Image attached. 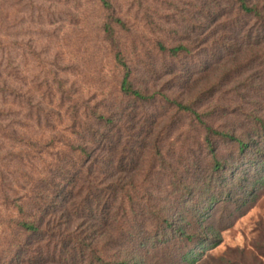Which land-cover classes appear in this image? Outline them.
Instances as JSON below:
<instances>
[{
    "label": "rangeland",
    "instance_id": "1",
    "mask_svg": "<svg viewBox=\"0 0 264 264\" xmlns=\"http://www.w3.org/2000/svg\"><path fill=\"white\" fill-rule=\"evenodd\" d=\"M110 1L125 24L113 26L114 40L105 34L102 0H0V264L9 259L13 240L16 214L4 195L11 187L18 198L28 196L68 157L77 222L100 219L93 202L103 201V189L113 182L132 192L128 199L119 192L116 205L129 199L142 208L150 201L177 202L173 172L208 160L199 148L202 132L161 97L197 90L206 94L204 104L226 108L234 106L236 88L264 90L263 38L254 22L232 14L230 0ZM180 46L190 54L173 57L161 49ZM116 51L134 88L158 95V102L121 100ZM112 110L122 114L123 129L107 137L106 148L85 131L93 113ZM85 143L90 159L82 162L68 146ZM232 152L220 143L222 158L229 160ZM87 201L92 212L75 209ZM212 224L220 242L198 264H264V195L244 216L218 206ZM185 250L170 241L152 250L150 260L178 264Z\"/></svg>",
    "mask_w": 264,
    "mask_h": 264
},
{
    "label": "trees",
    "instance_id": "2",
    "mask_svg": "<svg viewBox=\"0 0 264 264\" xmlns=\"http://www.w3.org/2000/svg\"><path fill=\"white\" fill-rule=\"evenodd\" d=\"M230 2L232 14L254 22L257 36L264 41V0ZM102 4L108 14L106 37L114 40L113 26L124 28L125 24L115 17L110 0H102ZM161 49L173 57L190 54L184 46ZM114 63L123 74L121 100L138 104L159 101L158 95H144L134 88L130 69L119 51L115 52ZM196 91L190 89L181 98L161 97V102L190 117L193 128L202 132L199 148L208 160L204 165L191 163L183 174L173 172L171 187L180 196L177 202L150 201L142 208L129 199L126 206L116 205L119 192L127 199L132 192L113 182L103 189L105 201L93 202L101 213L100 219L89 222L80 218L77 222L68 190L70 170L65 164L72 159L66 157L55 172H50L51 178H43L41 187L34 188L28 196L18 198L12 187L4 193L16 214L11 217L13 240L4 264H155L150 260L152 250L170 241L186 248L178 264H198L204 254L216 248L220 236L212 224L215 209L221 206L244 216L264 195V90L242 92L236 88L234 106L226 108L204 104L206 94ZM90 117L93 125L86 127L85 134L93 140L99 138L107 148V137L123 129L122 114L112 110L106 114L95 112ZM1 128L0 134L4 133ZM220 143L232 147L229 160L220 156ZM68 147L82 162L90 159V144ZM104 161L107 164L105 158ZM103 169L100 172L110 177ZM91 204L87 201L75 209L92 212ZM119 213L126 218L119 219Z\"/></svg>",
    "mask_w": 264,
    "mask_h": 264
}]
</instances>
